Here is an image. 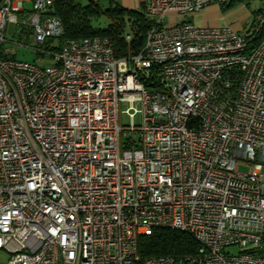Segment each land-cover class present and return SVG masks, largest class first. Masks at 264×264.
<instances>
[{
  "label": "built area",
  "instance_id": "1",
  "mask_svg": "<svg viewBox=\"0 0 264 264\" xmlns=\"http://www.w3.org/2000/svg\"><path fill=\"white\" fill-rule=\"evenodd\" d=\"M136 1L153 23L117 58L104 36L59 44L52 0H0V43L19 24L52 58L0 57L7 264H264V38L192 20L227 0ZM120 103L140 124L119 123ZM154 228L197 247L143 256Z\"/></svg>",
  "mask_w": 264,
  "mask_h": 264
},
{
  "label": "trees",
  "instance_id": "2",
  "mask_svg": "<svg viewBox=\"0 0 264 264\" xmlns=\"http://www.w3.org/2000/svg\"><path fill=\"white\" fill-rule=\"evenodd\" d=\"M236 0H227L220 4L225 10L234 5ZM264 6L255 12L258 30H252L255 35L249 47L257 46L264 38V21L260 24L259 13ZM48 12L59 18L62 34L59 44L65 38H80L90 36H104L111 42L114 55L117 58H128L138 54L144 46L145 34L153 20L147 16L142 7L140 9L127 8L117 0H52ZM104 17L105 24L101 26L100 18ZM260 24V25H259ZM27 36L30 30L21 29ZM129 34V39L125 34ZM248 34L250 33L247 32ZM249 36V35H248ZM0 57H13V54L3 48L0 43ZM197 243L186 232L169 229L154 228L149 235H140L138 249L141 255H172L179 258L182 254L193 252Z\"/></svg>",
  "mask_w": 264,
  "mask_h": 264
},
{
  "label": "rangeland",
  "instance_id": "3",
  "mask_svg": "<svg viewBox=\"0 0 264 264\" xmlns=\"http://www.w3.org/2000/svg\"><path fill=\"white\" fill-rule=\"evenodd\" d=\"M101 2L105 4L106 0H101ZM29 6L30 4H26L27 8ZM263 6L264 0H236L234 5L225 10H222L220 6L217 5L216 8L218 9L219 16L210 15L203 17L200 15L198 17H194L192 20H194L198 25H213V21L221 19L225 21L227 25H230L232 29L238 30L243 34L254 29L252 21H254V24L256 23L257 15H255V12H257ZM129 8L140 9V6L136 0H133L132 6L129 5ZM188 18L189 17H186L185 19L187 20ZM100 20L101 26H103L105 24L104 17H101ZM21 29L22 28L19 24H17L15 27L7 25L4 32L5 42L1 43V46L11 52L13 57L18 60L31 62L38 66L49 65L52 62V58L48 54L37 53L35 50L28 48L33 45L32 36L31 34L28 36L26 34H22ZM41 47L45 48L44 46ZM40 58L43 59L40 60ZM125 107L126 106L124 104H119V123L126 126L131 124H140V113H136L133 117H129L128 114L122 112V109H125ZM133 136L136 140L138 133H134ZM247 169L248 168L245 166H240L238 171L245 173ZM230 250L236 251L237 247H232Z\"/></svg>",
  "mask_w": 264,
  "mask_h": 264
},
{
  "label": "crops",
  "instance_id": "4",
  "mask_svg": "<svg viewBox=\"0 0 264 264\" xmlns=\"http://www.w3.org/2000/svg\"><path fill=\"white\" fill-rule=\"evenodd\" d=\"M120 4H122V6L129 8V5L132 6V1L133 0H117ZM218 9L216 8V5H209L208 7L202 9L201 11L197 12L196 14H194V17H198V16H210V15H215V16H219L218 15ZM194 21V20H193ZM195 22V21H194ZM196 23V22H195ZM213 25H225V21L219 19V20H215L212 22ZM197 24V23H196ZM206 25V24H204ZM209 25V24H208ZM264 167L261 170L260 173V181L263 187V194H264V172H263ZM8 252H6L3 249H0V264H7V259H8Z\"/></svg>",
  "mask_w": 264,
  "mask_h": 264
}]
</instances>
